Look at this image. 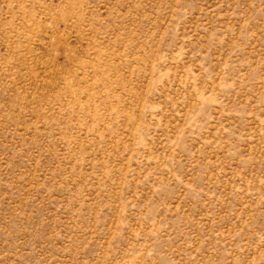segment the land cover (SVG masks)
<instances>
[{
	"label": "rangeland",
	"instance_id": "obj_1",
	"mask_svg": "<svg viewBox=\"0 0 264 264\" xmlns=\"http://www.w3.org/2000/svg\"><path fill=\"white\" fill-rule=\"evenodd\" d=\"M0 264H264V0H0Z\"/></svg>",
	"mask_w": 264,
	"mask_h": 264
}]
</instances>
